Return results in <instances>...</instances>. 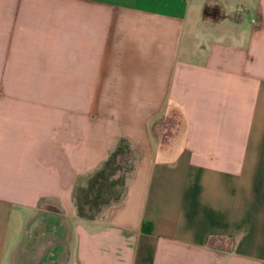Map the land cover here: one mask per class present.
<instances>
[{"label": "crops", "instance_id": "crops-1", "mask_svg": "<svg viewBox=\"0 0 264 264\" xmlns=\"http://www.w3.org/2000/svg\"><path fill=\"white\" fill-rule=\"evenodd\" d=\"M120 139L123 195L79 217L77 180ZM53 224L67 255L39 249ZM28 246L29 264H264V0H0V264Z\"/></svg>", "mask_w": 264, "mask_h": 264}, {"label": "trees", "instance_id": "trees-1", "mask_svg": "<svg viewBox=\"0 0 264 264\" xmlns=\"http://www.w3.org/2000/svg\"><path fill=\"white\" fill-rule=\"evenodd\" d=\"M128 156L130 157L127 158ZM118 157L123 158L127 168L126 171L128 173L126 176H123L119 179L121 184L119 191L115 192L111 197L110 195L103 197V194L105 193V187L102 183V179H109L113 173L112 171L121 168V165L115 166ZM128 159H132V162L129 163ZM133 159L134 152L130 148L128 142L125 139H120L116 146L109 152L107 158L102 162L100 167L87 176L81 177L77 180L73 190V202L76 213L79 217L85 219H94L102 213L106 206L120 199L124 193L126 178L133 167ZM108 169L112 171L107 172ZM86 177H89L90 186L91 188H95V192L92 196L84 193L82 199L78 197L77 191L80 189L84 190L83 187L79 185V183L83 178Z\"/></svg>", "mask_w": 264, "mask_h": 264}, {"label": "rangeland", "instance_id": "rangeland-1", "mask_svg": "<svg viewBox=\"0 0 264 264\" xmlns=\"http://www.w3.org/2000/svg\"><path fill=\"white\" fill-rule=\"evenodd\" d=\"M178 125L179 126V122H178V118L177 115L174 116V121H172L171 118H166V119H162L161 121H159L158 124V131L160 129H169L170 125ZM164 133H167V130L164 131ZM157 135H161V132H159ZM130 156H128L127 158H129ZM128 162H132V159L129 160ZM121 165L119 169H116L114 171L108 169L107 172H113L110 176V178L108 179H102V183L104 185V189H105V193L103 194V197H107L110 195L113 196V194L117 191H119L121 184L119 182V179L123 176L127 175V171H126V165L124 163L123 158L118 157L117 158V163L115 164V166ZM114 180V181H113ZM80 186L83 187L84 190L80 189L77 191V195L78 197L83 199V195L84 193L92 196L95 192V188H91L90 186V179L89 177L83 178L80 183ZM52 224V223H51ZM50 224V225H51ZM49 231V230H47ZM49 240L45 241V242H41L39 244V249L40 250H47L49 249L52 254L58 255L62 252L63 256L66 254L67 252H65V248H64V244H69V238L67 235H64V232L61 231L60 229H58L57 225L53 224L51 226V230L49 231ZM36 242H34L33 245H35ZM32 247H23L21 251H19V253H15L14 256H12V260L10 261V264H29L26 261V256L28 254V252L30 251ZM43 251H41L42 253ZM43 262H39L37 264H42Z\"/></svg>", "mask_w": 264, "mask_h": 264}, {"label": "bare ground", "instance_id": "bare-ground-1", "mask_svg": "<svg viewBox=\"0 0 264 264\" xmlns=\"http://www.w3.org/2000/svg\"><path fill=\"white\" fill-rule=\"evenodd\" d=\"M45 223H44V220H43V217H39L37 218L31 225L30 227V230H31V242H30V245L33 244L34 242V237H36V235H40V232L38 231L39 229L42 230L44 229Z\"/></svg>", "mask_w": 264, "mask_h": 264}]
</instances>
